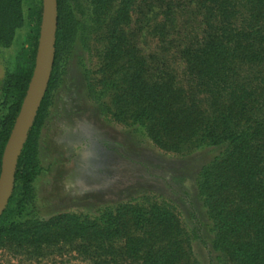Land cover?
I'll return each instance as SVG.
<instances>
[{"label":"trees","instance_id":"1","mask_svg":"<svg viewBox=\"0 0 264 264\" xmlns=\"http://www.w3.org/2000/svg\"><path fill=\"white\" fill-rule=\"evenodd\" d=\"M61 1L57 0L53 69L60 50L75 35L61 17ZM89 3L103 42L99 85L112 92L113 117L139 125L168 153L222 148L202 169L199 187L212 222L209 264H264V0ZM132 13L138 23L139 17L153 15L146 19L151 20L157 51L144 55L139 48L142 27L129 29ZM190 15L199 18L198 32L185 30L189 21L178 32L177 21ZM41 16L39 0L29 11L33 31L28 48L14 71L0 80V168L32 76ZM22 24L21 0H0V48L11 45ZM171 34L180 37L172 39ZM171 51L172 59L183 65V80H177L169 64ZM52 77L17 161L13 192L0 217V240H79L95 249L119 242L120 256L137 264H201L179 217L158 204H123L92 218L63 213L48 220H14L32 200L31 185L41 172L37 139Z\"/></svg>","mask_w":264,"mask_h":264},{"label":"rangeland","instance_id":"2","mask_svg":"<svg viewBox=\"0 0 264 264\" xmlns=\"http://www.w3.org/2000/svg\"><path fill=\"white\" fill-rule=\"evenodd\" d=\"M38 6L39 0H21L23 24L15 31L11 45L0 48V80L14 71L18 57L28 48L33 31L29 11ZM60 9L75 35L71 44L60 50L55 69L52 67L37 139L41 172L31 185L32 200L14 220H48L63 213L92 218L105 208L123 204H158L179 217L194 258L209 264L213 258L207 248L212 222L199 187L202 169L222 148L202 146L168 153L157 148L139 125L116 120L112 92L99 85L103 42L89 0H62ZM146 15L139 17L138 23L136 13H132L129 25L130 30L139 24L142 27L139 48L144 55L158 47L151 20L146 19L153 15ZM188 21L185 30L198 32L199 18L192 15L179 19L176 30L183 32ZM179 37L171 34L170 38ZM172 56L171 51L168 61L174 75L183 80V65ZM120 244L106 243L95 249L79 240L18 244L2 239L0 264H137L120 256Z\"/></svg>","mask_w":264,"mask_h":264},{"label":"water","instance_id":"3","mask_svg":"<svg viewBox=\"0 0 264 264\" xmlns=\"http://www.w3.org/2000/svg\"><path fill=\"white\" fill-rule=\"evenodd\" d=\"M57 30V0H42L39 39L32 76L3 150L0 168V216L12 195L17 161L50 79Z\"/></svg>","mask_w":264,"mask_h":264}]
</instances>
